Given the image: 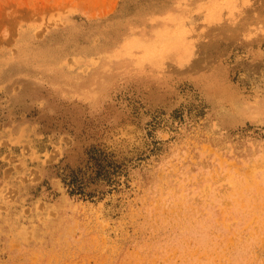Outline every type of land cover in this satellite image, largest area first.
Listing matches in <instances>:
<instances>
[{"label":"rangeland","instance_id":"374dc122","mask_svg":"<svg viewBox=\"0 0 264 264\" xmlns=\"http://www.w3.org/2000/svg\"><path fill=\"white\" fill-rule=\"evenodd\" d=\"M161 3L0 0V264H264V0Z\"/></svg>","mask_w":264,"mask_h":264},{"label":"bare ground","instance_id":"6f19581e","mask_svg":"<svg viewBox=\"0 0 264 264\" xmlns=\"http://www.w3.org/2000/svg\"><path fill=\"white\" fill-rule=\"evenodd\" d=\"M68 21L69 22L61 27L49 29L46 35L42 37L41 41L34 40V33L31 26L22 27L20 29V34H22V36L19 38V42L21 44L20 46L23 54H21L20 57L27 60L29 58V53L37 58L32 60L36 62L35 65H41V63H45L43 59L51 62L65 60L66 53L68 52H70L73 57H77L80 51V55H86L91 52L89 49L84 50L82 47H76L75 39L78 33V25L76 24V19H69Z\"/></svg>","mask_w":264,"mask_h":264},{"label":"crops","instance_id":"0c3cea01","mask_svg":"<svg viewBox=\"0 0 264 264\" xmlns=\"http://www.w3.org/2000/svg\"><path fill=\"white\" fill-rule=\"evenodd\" d=\"M129 1L130 3L134 2L137 8L141 7L143 12L151 13L152 15L158 14V17L162 16L163 14H168V11L165 10L166 7L164 6V3L160 4V0H129ZM140 4L142 5L140 6Z\"/></svg>","mask_w":264,"mask_h":264}]
</instances>
